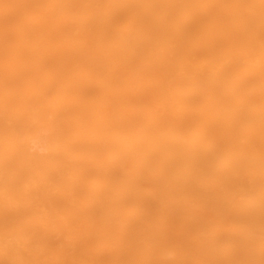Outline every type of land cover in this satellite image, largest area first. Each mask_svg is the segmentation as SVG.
I'll return each instance as SVG.
<instances>
[{"label":"bare ground","instance_id":"1","mask_svg":"<svg viewBox=\"0 0 264 264\" xmlns=\"http://www.w3.org/2000/svg\"><path fill=\"white\" fill-rule=\"evenodd\" d=\"M0 264H264V0H0Z\"/></svg>","mask_w":264,"mask_h":264}]
</instances>
